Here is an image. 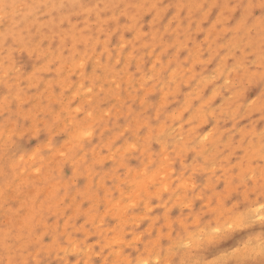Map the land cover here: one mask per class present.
I'll return each instance as SVG.
<instances>
[{
  "label": "rangeland",
  "instance_id": "374dc122",
  "mask_svg": "<svg viewBox=\"0 0 264 264\" xmlns=\"http://www.w3.org/2000/svg\"><path fill=\"white\" fill-rule=\"evenodd\" d=\"M262 3L0 0V264H179L264 197Z\"/></svg>",
  "mask_w": 264,
  "mask_h": 264
},
{
  "label": "snow or ice",
  "instance_id": "6c2138e0",
  "mask_svg": "<svg viewBox=\"0 0 264 264\" xmlns=\"http://www.w3.org/2000/svg\"><path fill=\"white\" fill-rule=\"evenodd\" d=\"M261 19L264 20V3L261 4ZM28 127L27 123H17L15 128L5 126L0 130V139L16 156L22 157L32 149V144L25 143L26 139L33 138V133L25 131ZM39 134L37 129L34 135L39 137ZM198 240L192 253L194 259H184L179 264H264V197L252 199L249 194L243 203L237 200L227 217L209 219L200 229ZM37 256L36 264H49V261L39 259V253ZM26 264H32V261ZM130 264H150V261L137 260ZM169 264H177V261L172 260Z\"/></svg>",
  "mask_w": 264,
  "mask_h": 264
}]
</instances>
